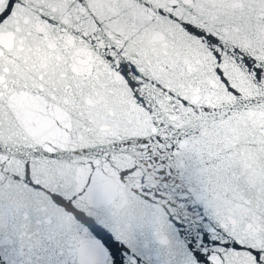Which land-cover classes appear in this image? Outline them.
I'll return each mask as SVG.
<instances>
[{
  "label": "snow or ice",
  "instance_id": "obj_1",
  "mask_svg": "<svg viewBox=\"0 0 264 264\" xmlns=\"http://www.w3.org/2000/svg\"><path fill=\"white\" fill-rule=\"evenodd\" d=\"M0 264H264V0H0Z\"/></svg>",
  "mask_w": 264,
  "mask_h": 264
}]
</instances>
